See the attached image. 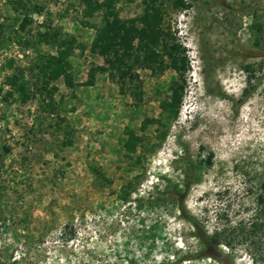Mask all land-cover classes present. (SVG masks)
I'll list each match as a JSON object with an SVG mask.
<instances>
[{
    "label": "rangeland",
    "instance_id": "rangeland-1",
    "mask_svg": "<svg viewBox=\"0 0 264 264\" xmlns=\"http://www.w3.org/2000/svg\"><path fill=\"white\" fill-rule=\"evenodd\" d=\"M30 1L42 9L19 30L17 12L0 0V97L17 71L28 91L40 83L27 69L37 51L53 48L34 45L38 23L60 27L85 48L68 57L72 87L60 77L47 85L55 87L51 101L36 91L22 102L14 94L0 99L7 148L0 150V256L13 264H220L226 255L224 264H264V230L243 236L264 179V0H184L185 9L161 2L188 65L174 119L160 107L172 69L137 70L136 107L95 70L92 84L104 86V99H94L82 83L90 64H102L87 49L100 10L84 17L78 0ZM115 7L126 21L142 3ZM143 117L159 122L140 131ZM125 128L140 137L129 155ZM166 180L175 196L163 200ZM213 233L221 239L215 249L206 241Z\"/></svg>",
    "mask_w": 264,
    "mask_h": 264
},
{
    "label": "trees",
    "instance_id": "trees-1",
    "mask_svg": "<svg viewBox=\"0 0 264 264\" xmlns=\"http://www.w3.org/2000/svg\"><path fill=\"white\" fill-rule=\"evenodd\" d=\"M6 1L10 8L17 12L14 19L17 20L19 30H23L31 22L30 13H39L42 9L41 5L30 0ZM78 1L83 5L82 15L84 17L89 16L95 10H100L98 23L88 25L86 21H80L82 25H88L93 31L87 49L98 55L102 60V64H90L82 85L92 84L95 70L98 73H105L107 79L115 84L117 93L128 95L131 100L128 104L136 107L141 102L143 94L137 70L148 69L151 73H160L164 69L170 68L175 76L167 83V95L160 103V107L168 119H174L183 95L185 87L184 73L188 69V65L183 47L176 41L173 33L169 30V26L163 21L164 11L161 2L164 0H141V12L126 21L119 19L117 15L115 3L118 0ZM172 7L185 9L187 4L184 0H172ZM38 26L41 29L34 31V45L42 43L53 48V53L37 51L32 66L27 69L30 71L34 68L35 80L39 79L40 83L37 85L33 82L34 91H28L26 81L22 79V73L20 71L12 73L7 83L10 89L6 90L0 97L2 102L13 94L12 99L22 102L32 97L35 91L37 93L44 92L46 98L51 101L52 91L55 90V87H47V85L58 77L62 79L65 86L72 87L74 85L68 57L74 49L82 51L85 44L78 41L73 34L63 31L60 27L51 26L43 21L38 23ZM17 42L21 43L19 39ZM252 89L253 86L244 87L242 90L243 96L236 99V103L240 104ZM212 92L217 93L216 91ZM158 120L159 118L155 117H143L139 122L138 129L141 131L146 123L159 122ZM124 134L126 138L123 142V149L129 155L135 151V144L140 137L130 128H125ZM163 136V132L160 135L158 134L159 139H162ZM0 150L6 151L7 148L0 144ZM187 163L185 172L191 167V163L188 161ZM98 173L97 170L94 171L95 176L100 174ZM123 188L124 185L121 190ZM258 190L255 196L254 220L249 223V229L243 235L244 237L264 230V179L258 183ZM159 195L164 197L163 200L174 197V184L166 180ZM135 201L139 203L142 199L138 198ZM191 223L196 229L195 221L191 220ZM222 238L223 245L228 247V234ZM219 240L221 239H219L218 233L206 237L207 244H210L214 249ZM226 259L227 256L222 255V259L219 260L220 264H224L223 260ZM0 264L13 263L5 260L4 256H0Z\"/></svg>",
    "mask_w": 264,
    "mask_h": 264
},
{
    "label": "crops",
    "instance_id": "crops-1",
    "mask_svg": "<svg viewBox=\"0 0 264 264\" xmlns=\"http://www.w3.org/2000/svg\"><path fill=\"white\" fill-rule=\"evenodd\" d=\"M84 87L86 88H94L92 89L93 90V97L94 99H104V97L102 96L103 95V89H104V86L100 85V84H91V85H85ZM79 91V90H78ZM81 91V90H80ZM79 91V92H80ZM77 94V93H76ZM81 95V94H80ZM78 95V97L76 99H81V96Z\"/></svg>",
    "mask_w": 264,
    "mask_h": 264
}]
</instances>
